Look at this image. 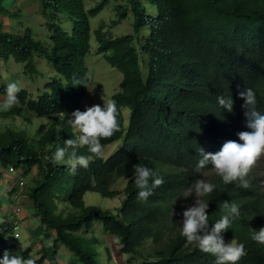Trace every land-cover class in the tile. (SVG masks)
<instances>
[{"label": "trees", "instance_id": "16d2710c", "mask_svg": "<svg viewBox=\"0 0 264 264\" xmlns=\"http://www.w3.org/2000/svg\"><path fill=\"white\" fill-rule=\"evenodd\" d=\"M3 1L0 16L16 19L20 11H8ZM36 1L45 21L46 43L31 28L2 32L0 20V61H13L23 75L39 78L44 85L35 95L20 88V105L0 112V118L31 114L51 121V127L37 140L22 130L0 132V167L21 170L22 178L36 171L24 199L38 224L27 233L51 241L38 264H59L56 255L61 247L80 264H99L96 225L117 241L120 253L139 256L141 264H214V257L180 235L182 215L173 214L189 186L205 173L218 185L206 198L210 222L219 218L221 202L241 205L240 217L223 233L225 242L236 239L245 245L246 255L237 264H264V244L253 241L249 232L264 227V187L254 169L249 189L225 185L211 171L195 170L198 148L215 153L224 142L238 140V132L250 131L238 92L254 89L257 107L264 111V0H125L117 5L120 20L130 11L133 33L113 37L99 27L94 36L95 53L123 74L111 96L119 109L120 131L101 140L104 150L116 142L121 146L108 157L93 156L89 166L78 167L74 175L51 154L75 135L67 123L71 113L85 110L89 22L104 10L107 0L90 9L83 0ZM41 64L48 66L50 75L38 68ZM74 80L82 85L75 86ZM229 93L234 102L231 113L216 103L218 95ZM78 154L91 155L87 146ZM135 165L164 176L165 182L147 202L137 198L131 179ZM119 179L125 180L121 192L111 189ZM88 192L108 199L122 194L124 200L116 211L103 210L85 205ZM11 237L14 224L3 221L0 256L5 250L17 254ZM149 241L154 248L146 259L140 250Z\"/></svg>", "mask_w": 264, "mask_h": 264}, {"label": "clouds", "instance_id": "9594fccd", "mask_svg": "<svg viewBox=\"0 0 264 264\" xmlns=\"http://www.w3.org/2000/svg\"><path fill=\"white\" fill-rule=\"evenodd\" d=\"M73 84L82 85L81 81L74 80ZM20 85L17 81H9L0 97V112H7L20 105L18 93ZM243 99L241 105L245 126L250 131L237 133L238 140L224 142L219 151L205 152L198 148L199 156L195 170L201 173L211 171L225 185L235 184L242 189L252 186L250 173L257 161L264 157V111L257 107V94L252 88H245L238 92ZM103 105L95 104L91 107L84 106V111L75 110L67 119V123L74 129L75 135L63 142L62 147H56L51 154L55 163L67 165L70 174H75L77 168H87L95 157L104 155L103 138L113 136L120 131L118 120L119 109L112 98H102ZM217 106L228 113L233 111L231 94L218 95ZM82 146H87L91 155L78 154ZM203 177V176H202ZM137 191V198L147 202L156 187L162 185L164 176L146 165H135L134 175L131 178ZM218 185L209 179H197L186 190L194 198V203L187 206L182 212L179 222L180 235L186 242L196 247L200 252L214 257V264H237L246 255L243 242L232 239L225 242L223 233L230 229L239 217L241 205L236 201H224L220 204L221 214L214 222H210L207 209L209 197ZM250 238L264 244V227L259 230L249 228ZM39 255L27 256L20 253L12 254L5 250L0 256V264H38Z\"/></svg>", "mask_w": 264, "mask_h": 264}, {"label": "rangeland", "instance_id": "374dc122", "mask_svg": "<svg viewBox=\"0 0 264 264\" xmlns=\"http://www.w3.org/2000/svg\"><path fill=\"white\" fill-rule=\"evenodd\" d=\"M88 9L95 7L101 0H83ZM4 6L8 11L16 12L19 10V16L16 19L0 16L2 21V32H22L25 28H31L35 36L46 43L45 40V21L38 10V2L36 0H4ZM125 0H107L104 10L95 18L90 19V45L91 50L86 59V66L89 75V84L87 96L85 98L84 106L91 107L95 104L103 105L102 98H111L113 93L117 90L123 74L117 70L112 69L104 60L102 55L95 53L97 43L95 41L94 32L99 28H103L106 35L119 37L133 33L132 15L128 11L126 19L120 20L115 7L123 5ZM46 75H50V69L43 64L38 66ZM22 67L13 61L5 63L0 61V83L7 84L11 80L19 83L20 88L26 89L35 95V92L43 88L44 82L39 78L29 79L23 75ZM2 97V96H0ZM124 117L127 118V111L123 112ZM51 127V121L45 118H37L31 114H24L22 117H12L9 119L0 118V132L7 128L15 130H22L32 140H37L47 129ZM120 142L108 145L104 150V156L108 157L120 147ZM255 176L264 187V157H261L256 165L253 167ZM22 172V171H21ZM35 170L31 174L23 177L24 185L19 184L17 175L19 172L9 173L8 170L0 167V224L5 222H13L15 218L18 221L19 237H11L14 244H17L18 251L25 258L29 256L39 255L41 258L42 250L51 246V241H45L42 238L28 234L27 231L35 228L37 224L34 223L29 206L24 199L26 188L31 185V180L35 176ZM195 175H197L195 173ZM210 173H205L199 179L210 177ZM203 176V177H202ZM125 186V180L119 179L116 181L111 189L122 191ZM12 188L17 190V193L11 195ZM21 195V196H20ZM84 203L86 206H96L103 210L116 211L120 208L124 197L121 194L118 197L108 199L103 198L97 193L88 192L84 195ZM194 203V198L188 192L184 194L183 198L178 201L176 209L173 211L174 215H178L187 207ZM182 220V218H181ZM180 220V221H181ZM22 223V224H21ZM170 225V223H169ZM179 229V225H178ZM94 233L100 241V245L96 248L98 255L97 260L99 264H141L139 256L135 259L131 254L120 253L117 246V241L106 234L101 226L94 227ZM32 237V238H31ZM154 245L149 241L140 250L143 258L152 257ZM64 247H61L56 255L59 264H80L76 258ZM43 264H47L44 262Z\"/></svg>", "mask_w": 264, "mask_h": 264}, {"label": "built area", "instance_id": "2783aa9c", "mask_svg": "<svg viewBox=\"0 0 264 264\" xmlns=\"http://www.w3.org/2000/svg\"><path fill=\"white\" fill-rule=\"evenodd\" d=\"M9 173H13V172H19V174L17 175V178L19 180V184L22 186L23 185V178H22V174L23 172H21V170H14L12 168L8 169ZM21 196V195H20ZM18 221L20 222V220H18L17 218H15V220L13 221L14 224V239L19 237V226H18Z\"/></svg>", "mask_w": 264, "mask_h": 264}, {"label": "crops", "instance_id": "0c3cea01", "mask_svg": "<svg viewBox=\"0 0 264 264\" xmlns=\"http://www.w3.org/2000/svg\"><path fill=\"white\" fill-rule=\"evenodd\" d=\"M26 203L28 204V206H29V201L28 200H26ZM28 211L30 212V214H31V210L30 209H28ZM32 217V216H31ZM32 219L34 220V223L35 224H37L38 223V220L37 219H34L33 217H32ZM22 224V223H21Z\"/></svg>", "mask_w": 264, "mask_h": 264}]
</instances>
